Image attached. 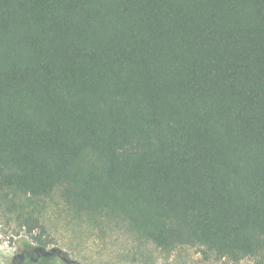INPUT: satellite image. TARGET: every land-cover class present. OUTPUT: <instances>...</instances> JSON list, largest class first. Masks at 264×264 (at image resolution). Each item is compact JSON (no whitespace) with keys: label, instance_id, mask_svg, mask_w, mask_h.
Instances as JSON below:
<instances>
[{"label":"trees","instance_id":"obj_1","mask_svg":"<svg viewBox=\"0 0 264 264\" xmlns=\"http://www.w3.org/2000/svg\"><path fill=\"white\" fill-rule=\"evenodd\" d=\"M57 188L165 253L264 264V0H0V191ZM21 216L19 263L79 264Z\"/></svg>","mask_w":264,"mask_h":264},{"label":"rangeland","instance_id":"obj_2","mask_svg":"<svg viewBox=\"0 0 264 264\" xmlns=\"http://www.w3.org/2000/svg\"><path fill=\"white\" fill-rule=\"evenodd\" d=\"M21 213L40 219L47 230L44 237L49 245L47 250L63 251L79 264H207L199 254L160 251L121 221L72 211L60 188L48 197L32 199L0 191V264H29L27 259L19 263V255L38 256V248L23 226ZM39 233V230L35 232ZM37 264L67 263L55 257L40 258ZM239 264H256V261L246 259Z\"/></svg>","mask_w":264,"mask_h":264},{"label":"flooded vegetation","instance_id":"obj_3","mask_svg":"<svg viewBox=\"0 0 264 264\" xmlns=\"http://www.w3.org/2000/svg\"><path fill=\"white\" fill-rule=\"evenodd\" d=\"M16 260H17V257H16Z\"/></svg>","mask_w":264,"mask_h":264},{"label":"bare ground","instance_id":"obj_4","mask_svg":"<svg viewBox=\"0 0 264 264\" xmlns=\"http://www.w3.org/2000/svg\"><path fill=\"white\" fill-rule=\"evenodd\" d=\"M4 252V251H3Z\"/></svg>","mask_w":264,"mask_h":264}]
</instances>
